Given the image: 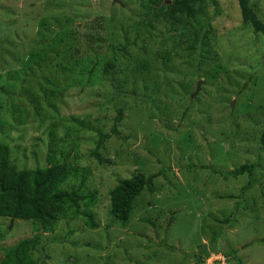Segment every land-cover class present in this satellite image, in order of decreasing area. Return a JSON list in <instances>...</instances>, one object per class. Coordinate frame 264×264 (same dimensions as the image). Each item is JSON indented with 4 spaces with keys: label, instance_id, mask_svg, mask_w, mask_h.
Listing matches in <instances>:
<instances>
[{
    "label": "rangeland",
    "instance_id": "374dc122",
    "mask_svg": "<svg viewBox=\"0 0 264 264\" xmlns=\"http://www.w3.org/2000/svg\"><path fill=\"white\" fill-rule=\"evenodd\" d=\"M117 1L120 5L112 0H75L74 11L83 9L87 22L98 16H135L136 0ZM254 2L261 4L259 18L264 23V2ZM222 5V10L228 11L216 26L220 61L196 73L183 60L174 59L175 74L156 72L153 83L139 80L135 86L123 85L128 98H122L123 117L112 135L116 112L111 107L98 111L94 102L102 93L112 95L111 87L99 78L80 92L82 80L74 68L75 46L65 42L69 29L59 34L50 22L66 15L58 10L59 3L0 0V48H4L0 86L14 82L10 91L25 93L23 82L26 90L31 82L30 93L23 95L35 107L23 101L25 113L21 115L16 113L19 108H12L11 114L6 108L0 109V143L10 145L11 159L18 167L45 166L41 156L52 139V124L59 128V121L71 116L88 119L82 138V168L91 175L83 191L97 193L92 212L99 227L87 231L82 223L78 226L61 221L55 233L44 234L42 245L54 264H191L198 255L197 246L214 254L209 247L212 234L220 235L227 247L238 253L242 264H264V45L242 26L234 0H224ZM50 39L57 41L51 43ZM14 70H19L17 81L8 77ZM42 75L50 81L43 91L48 93L55 84L60 95L43 99L29 78ZM199 81V91L191 99ZM133 88L134 98L130 96ZM58 132L62 134L61 129ZM98 132L111 134L100 152L101 162L88 154ZM243 164H255L257 168L253 174L256 185L246 191L242 202L227 196L239 195L240 188L247 184L246 175L224 180L209 168L200 169L208 166L227 173ZM164 168L171 170L154 179L155 191L150 194L145 190L135 199L125 230L112 223L108 217L109 190L137 169L149 176ZM234 211L233 227L214 222ZM144 219H150L155 227L141 221ZM13 225L10 229V221L0 220V230L5 233L0 259L2 249L33 235L29 224L18 221ZM6 226L10 229L7 232ZM69 230L77 231L71 239L80 245L70 251L74 259L71 263L65 262L64 251L48 246L54 237L63 239ZM215 243L218 246L219 240ZM86 244L89 249L84 252L81 247ZM97 247H102L99 255ZM68 248L63 243V250Z\"/></svg>",
    "mask_w": 264,
    "mask_h": 264
},
{
    "label": "trees",
    "instance_id": "16d2710c",
    "mask_svg": "<svg viewBox=\"0 0 264 264\" xmlns=\"http://www.w3.org/2000/svg\"><path fill=\"white\" fill-rule=\"evenodd\" d=\"M223 1L136 0L135 16L126 18L117 15L98 16L93 21L87 22L89 18L83 9L74 11L75 0H56L60 5L58 10H64L66 15L50 19V22L57 28L59 34L69 29L65 42L75 46L74 68L77 78L82 80L80 92H84L99 78L108 82L111 87L112 95L102 93L99 101L94 98V102L98 111L104 112L111 107L116 112L111 132L115 135L123 117L124 99L122 98H128L122 88L123 85L132 83L135 86L139 80L153 83L156 72L175 74L172 68L174 59L183 60L184 65L194 69L196 73L203 68L211 67L215 61H220L216 51L218 47L216 26L217 20H220L228 11V8L222 10ZM234 1L242 26L250 30L255 39L264 45V23L259 18L261 4L259 2L252 4L253 0ZM63 2L66 4L61 5L64 4ZM79 16L85 18H78ZM232 19L234 20L233 17ZM39 25L42 26L43 22ZM49 41L52 43L57 40ZM3 49L0 48L1 56ZM157 67L159 69H156ZM18 72L19 70L11 71L8 77L17 81ZM43 77L44 75L29 76L34 80L33 83L43 95V99H52L55 95H60V88L52 83L53 89L48 93L44 92L48 87L46 84L50 81ZM29 83L27 90L24 82L21 86L25 89V93H30ZM38 85L42 91L45 90L41 92ZM14 86V82L8 87L0 86V109L6 108L11 114L12 108H19L16 113L21 115L25 113V106H23L25 102L32 108L34 104L23 95L25 93L22 90L11 92ZM134 92L133 88L130 95L132 98H134ZM35 114L37 115L38 112L35 111ZM86 121L88 122L87 118L83 121L77 116H71L59 121L61 124L59 128L57 124H52L50 133L52 139L47 144L46 153L41 156L45 164L43 167L31 169L18 167L11 159L10 145L0 143V220L7 223L10 221V229L13 222L14 224L18 221L25 222L32 227L33 232L32 237L21 239L14 246L2 249L0 264H54L52 256L49 255V257L45 252L42 242L44 234L55 233L61 221L66 223L70 221L72 222H69L70 224H78V226L82 223L87 231L99 227L95 220V213L92 212L97 202V193L83 191L91 175L88 169L82 168V163L85 161V156L82 154V138L87 132ZM59 129L62 134L58 132ZM111 134L98 132L94 148L88 153L95 160L101 162L100 152L104 151L105 143L111 139ZM261 142L264 143V132L261 135ZM206 168L224 180L247 176V184L240 188L239 195L227 196L229 200L236 199L242 202L241 198L246 191L256 185L253 178L257 168L255 164H243L227 173L208 166L200 167V169ZM170 170L164 168L158 173L145 176L137 169L130 177L128 176L129 178L118 181L108 192V217L112 220L111 222L119 224L124 228L122 230H125L133 213L135 199L145 190L152 194L155 191L154 179L161 176L162 172L166 173ZM219 198L224 199L220 196ZM149 206L153 208L151 203ZM235 215L234 211L227 218L214 222L219 225L230 224L233 227ZM141 221L151 225V228L155 227L150 219ZM9 230L6 226L5 231ZM76 232V230H69L63 239L54 237L48 245H52L53 249L58 247L59 250L64 251L62 255L67 263L74 260L70 256V251L80 248L77 241L71 239ZM4 235L5 233L0 230V242H3ZM216 240H219L218 246L215 245ZM65 242L69 248L63 250ZM88 246L86 244L81 249H85V252L89 249ZM197 247L198 255L194 256L193 261L191 259V264H205L210 254L206 253L207 248L204 246ZM209 247L215 255H221L225 263L242 264L238 253L227 247L225 241L220 239V235L212 234ZM100 248L102 247H97V255L100 254ZM48 250L52 253L51 248Z\"/></svg>",
    "mask_w": 264,
    "mask_h": 264
},
{
    "label": "clouds",
    "instance_id": "9594fccd",
    "mask_svg": "<svg viewBox=\"0 0 264 264\" xmlns=\"http://www.w3.org/2000/svg\"><path fill=\"white\" fill-rule=\"evenodd\" d=\"M199 82H201V81H199ZM199 82H198V83H199ZM201 84H202V83H201ZM196 89H197V86H196ZM195 91H196V90H195ZM197 93H198V92H197ZM197 93H196V94H197ZM196 94H195V95H196ZM193 95H194V93H193ZM193 95H192V96H193ZM192 96H191V99L193 98ZM230 109H231V108H230ZM231 110H232V109H231ZM219 258H222V259H223V257H222L221 255L211 254V255L208 257V259L206 260V263H205V264H207L211 259H218V260H215V261L218 262V264H220L221 262H220V259H219ZM223 260H224V259H223ZM216 262H215V263H216ZM215 263H214V264H215Z\"/></svg>",
    "mask_w": 264,
    "mask_h": 264
},
{
    "label": "water",
    "instance_id": "95a60500",
    "mask_svg": "<svg viewBox=\"0 0 264 264\" xmlns=\"http://www.w3.org/2000/svg\"><path fill=\"white\" fill-rule=\"evenodd\" d=\"M114 2H116V3H120L119 1H117V0H113ZM120 5V4H119ZM201 85V82H199L198 84H197V89H196V91H195V93H194V95L192 96V97H194L195 96V94L199 91V86ZM231 109H232V107H233V103L231 104ZM11 223H12V221H11Z\"/></svg>",
    "mask_w": 264,
    "mask_h": 264
},
{
    "label": "built area",
    "instance_id": "2783aa9c",
    "mask_svg": "<svg viewBox=\"0 0 264 264\" xmlns=\"http://www.w3.org/2000/svg\"><path fill=\"white\" fill-rule=\"evenodd\" d=\"M220 259V264H224V260L222 258H219ZM215 260H218V259H211L209 262H211L210 264H214L216 261ZM209 262L207 264H209Z\"/></svg>",
    "mask_w": 264,
    "mask_h": 264
}]
</instances>
